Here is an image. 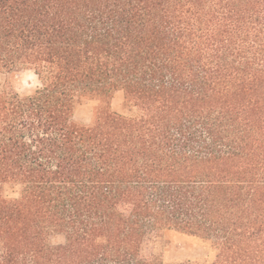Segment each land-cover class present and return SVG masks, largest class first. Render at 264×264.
Instances as JSON below:
<instances>
[{"label":"trees","instance_id":"trees-1","mask_svg":"<svg viewBox=\"0 0 264 264\" xmlns=\"http://www.w3.org/2000/svg\"><path fill=\"white\" fill-rule=\"evenodd\" d=\"M16 68L39 86L0 88V264H264V0H0ZM167 231L209 256L165 260Z\"/></svg>","mask_w":264,"mask_h":264},{"label":"rangeland","instance_id":"rangeland-1","mask_svg":"<svg viewBox=\"0 0 264 264\" xmlns=\"http://www.w3.org/2000/svg\"><path fill=\"white\" fill-rule=\"evenodd\" d=\"M10 82L22 95L31 94L39 86L35 74L21 68L12 72H0V88ZM97 101L83 100L76 110V120L83 124H90L93 118ZM112 109L118 113H126L124 95L118 93L112 101ZM19 188L9 185L6 189L8 197H16ZM61 236L52 237L53 243H62ZM157 253L167 261H181L190 259H203L209 256V249L198 243L194 238L172 231H167L157 240Z\"/></svg>","mask_w":264,"mask_h":264}]
</instances>
